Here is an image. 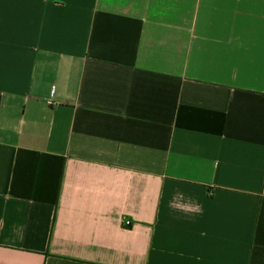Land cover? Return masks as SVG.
Masks as SVG:
<instances>
[{"label":"crops","instance_id":"0c3cea01","mask_svg":"<svg viewBox=\"0 0 264 264\" xmlns=\"http://www.w3.org/2000/svg\"><path fill=\"white\" fill-rule=\"evenodd\" d=\"M0 264H264V0H0Z\"/></svg>","mask_w":264,"mask_h":264},{"label":"built area","instance_id":"2783aa9c","mask_svg":"<svg viewBox=\"0 0 264 264\" xmlns=\"http://www.w3.org/2000/svg\"><path fill=\"white\" fill-rule=\"evenodd\" d=\"M122 224L124 226H130L132 224V221L130 219H123Z\"/></svg>","mask_w":264,"mask_h":264}]
</instances>
